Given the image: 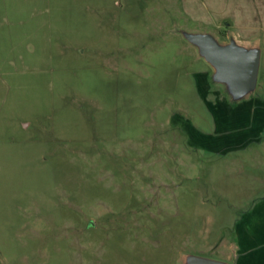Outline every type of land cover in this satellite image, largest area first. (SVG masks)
Masks as SVG:
<instances>
[{
  "label": "rangeland",
  "instance_id": "obj_1",
  "mask_svg": "<svg viewBox=\"0 0 264 264\" xmlns=\"http://www.w3.org/2000/svg\"><path fill=\"white\" fill-rule=\"evenodd\" d=\"M240 7L0 0V264H264V45ZM182 33L259 47L254 91L233 101Z\"/></svg>",
  "mask_w": 264,
  "mask_h": 264
},
{
  "label": "water",
  "instance_id": "obj_2",
  "mask_svg": "<svg viewBox=\"0 0 264 264\" xmlns=\"http://www.w3.org/2000/svg\"><path fill=\"white\" fill-rule=\"evenodd\" d=\"M196 46L200 56L214 68L213 80L223 83L233 101L242 100L257 85L260 65L259 47H245L231 39L220 44L209 34L182 33ZM181 264H228L193 255H185Z\"/></svg>",
  "mask_w": 264,
  "mask_h": 264
},
{
  "label": "crops",
  "instance_id": "obj_3",
  "mask_svg": "<svg viewBox=\"0 0 264 264\" xmlns=\"http://www.w3.org/2000/svg\"><path fill=\"white\" fill-rule=\"evenodd\" d=\"M240 1V16L236 15V20L231 25L237 31L239 41L247 46L261 43L264 45V0H257L260 5L256 7V0Z\"/></svg>",
  "mask_w": 264,
  "mask_h": 264
}]
</instances>
